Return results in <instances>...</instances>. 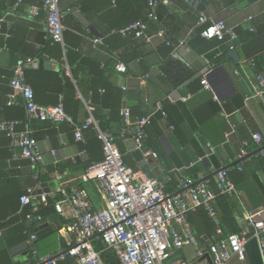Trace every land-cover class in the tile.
I'll use <instances>...</instances> for the list:
<instances>
[{
	"label": "crops",
	"instance_id": "obj_1",
	"mask_svg": "<svg viewBox=\"0 0 264 264\" xmlns=\"http://www.w3.org/2000/svg\"><path fill=\"white\" fill-rule=\"evenodd\" d=\"M16 2L0 0V29L2 25L9 27L12 24L15 32L23 36L21 42L15 39L13 46L31 55L40 51L45 44L46 36L42 30L44 12L39 0ZM59 5L65 25L60 42L63 55L60 59L47 55L35 58L34 61H39L47 56L50 59L48 69L33 67L32 64L29 67L63 70L70 76L65 61L67 51L79 53L98 63L104 79L123 93L121 110L128 107L135 118L151 115V134L158 155L151 158L150 170L146 172L149 177L157 178L164 184L172 174L180 178L181 183L182 177L196 165L200 168L199 173L209 180L214 189L213 173L216 168L225 167L237 190L227 195L237 227L234 233L248 228L247 213H252L258 219L264 218V155L260 151L264 150V144L258 145L251 137L254 132L264 133V101L261 96H252L250 85L254 73L264 75V0H204L200 3L201 9L191 5L188 0H162L157 9V18L148 24L150 39L116 33L120 26L130 20L145 19L146 0H59ZM199 13L211 19H222L236 31L233 49L228 48L227 41L208 39L200 34L205 24L199 23ZM158 29H162L166 39L173 43L184 39L185 44L174 49L156 36ZM0 35L7 37L9 31H1ZM94 37H101L102 42L94 43ZM234 50L236 57L230 53ZM19 53L18 50L12 52L7 47L2 48L0 71L12 70ZM249 58L254 59V64L248 63ZM118 62L125 64L124 72L116 69ZM203 72L207 73L210 90L201 84ZM198 73L200 77L189 80ZM3 77L0 74V79ZM79 78L87 88V80L91 77L81 73ZM0 83V120L9 119L8 105L4 101L11 91L5 92L7 84L5 86L3 81ZM86 94L90 101L91 90L87 88ZM50 95V91L46 90L41 100L46 102ZM78 97L84 100V109L89 112L92 107L80 92ZM19 101L22 103L19 99L13 105ZM164 108L166 111L159 115ZM23 119L25 111L20 120ZM29 124L42 150V159L38 163L22 157L13 158L10 153L11 140L0 132L1 208L10 212L18 193L23 195L28 187L33 188L32 196L39 201L38 209L40 204H47L48 198L57 201L61 189L70 191L76 185L87 193L93 208H102L104 200L96 191L93 181L81 177L83 169L80 160L86 157L82 149L84 135L83 141H79L73 132L65 127L59 129L49 120L31 118ZM52 126H55L56 132ZM131 127L134 128L133 125ZM51 130L52 133L47 132ZM128 137H117L115 144L118 143L117 146L122 148L120 152L130 160L128 165L138 169L128 148V142L132 140ZM245 142L248 156L239 160L237 154ZM15 151L18 152V148ZM65 161L70 162V168H60ZM50 167L55 171L48 175V179L38 181V176L45 174ZM58 175H62V178ZM43 183H47V186L41 188ZM44 188L48 191L37 192V189ZM217 204L218 200L217 211H221L223 202ZM37 209L31 203L20 202L14 214L23 224L22 233L26 235L24 241L10 248V259L16 264H37L43 258L64 250L67 242L75 239L73 233H59L61 226L74 220L70 206L64 205L62 213L54 207V212L46 217L31 214ZM60 221L62 225L58 227ZM3 222L0 221V240L3 238ZM215 231L217 239L226 236L219 227ZM248 231L251 232V229L248 228ZM31 233L36 238L29 241ZM22 243L26 245L25 248L11 251ZM201 245L206 247L205 243ZM247 246L245 259L232 258L229 264H260L257 242L251 239ZM97 251L104 252L106 247ZM100 259L106 264L101 256ZM110 259V263H119L113 257ZM185 259H189L191 264H213L209 253L195 258L194 250L190 247L176 250L169 261ZM62 261L59 260L58 264ZM0 264H6L2 258Z\"/></svg>",
	"mask_w": 264,
	"mask_h": 264
},
{
	"label": "built area",
	"instance_id": "obj_2",
	"mask_svg": "<svg viewBox=\"0 0 264 264\" xmlns=\"http://www.w3.org/2000/svg\"><path fill=\"white\" fill-rule=\"evenodd\" d=\"M20 1L17 0L16 3ZM39 1L40 8L44 12L42 30L45 36L53 42H62L65 25L62 22L63 14L59 0ZM161 2L162 0H147L148 9L145 19H136L119 28L117 32L122 36L133 35L150 39L151 35L147 32L148 24L157 18V9ZM35 13L37 14L38 10ZM199 23L205 24L200 32L203 37L227 41L228 48H234L233 41L237 33L222 19H211L202 13L199 16ZM250 29L252 30L251 27ZM155 34L174 49L185 44L184 39L179 40L178 43L166 39L162 29H158ZM92 41L101 43L102 38L94 37ZM34 60L35 58L29 56L19 57L16 60L9 81L12 90L6 100L7 105H13L20 99L24 107L25 119L0 120V132L10 138L13 158L22 157L32 163H38L42 159V150L34 136L29 119L72 121L61 102L56 105H44L34 100L33 88L26 79V69ZM247 61L249 64H254L253 58ZM115 67L121 72L126 70L122 62H118ZM201 84L205 89H211L207 73L202 75ZM250 85L252 96H264V75L254 73ZM213 97L218 100L215 95ZM121 113L127 128H124L119 136L107 130L102 131L91 116L83 124L75 125V139L83 141L82 131L88 126H93L101 141L102 159L88 165L81 177L93 181L96 191L104 200V206L99 209L93 208L87 193L78 185L73 186L70 191L61 189L60 197L55 201L54 207L62 213L64 205L70 206L74 220L61 226L59 233L62 235L73 233L75 239L68 241L64 250L43 258L37 264H58V261L67 254L74 257L76 264H103L100 253L91 244V238L95 235L103 239L106 249L116 256L119 264H191L189 259L169 261L171 254L183 247L192 248L195 258L207 252L211 255L213 264H229L232 258L245 259L246 246L251 239L257 241L261 264H264V218L258 219L252 213H247V226L251 232L247 228L238 233L221 236L216 241L209 242L206 247L201 245L188 221V213L199 207H204L209 217L217 221L214 206L216 197L237 192L234 182L228 175V169L219 168L215 172L214 189L210 186L209 180L199 173L197 180L186 177L181 181L178 190L166 191L162 181L151 178L141 169L128 165L115 144L117 137L129 136L135 148L142 151L146 161L156 158V151L144 148L146 128L151 124V115L132 120L128 107H123ZM132 125L134 128L129 129ZM251 137L258 145L264 144V133L254 132ZM16 148L18 152L14 150ZM260 151L264 155V150ZM246 157L245 142L237 158L243 160ZM58 177L62 178V175ZM32 192L33 188L28 187L20 196V202L31 203L36 210L39 201L33 198ZM35 238L34 233L29 235V241Z\"/></svg>",
	"mask_w": 264,
	"mask_h": 264
},
{
	"label": "trees",
	"instance_id": "obj_3",
	"mask_svg": "<svg viewBox=\"0 0 264 264\" xmlns=\"http://www.w3.org/2000/svg\"><path fill=\"white\" fill-rule=\"evenodd\" d=\"M134 20L136 19L128 21L124 25L120 26V28ZM5 30L9 31V36L5 37L3 35H0V50L4 47H7V49L11 50L12 52L18 50L20 53L15 57V62L19 57L29 56L32 58H40L44 55H47L55 59H60L63 55L60 43L53 42L50 38L46 37L44 47L40 51L31 55L23 53L22 50L17 49V47L13 46V41L17 39L18 42H21L23 36L18 35L17 32H15V29H13L12 24H9V27L2 25L0 32H3ZM65 61L68 64L70 76L66 75L63 70L50 71L35 69L32 67L26 69V79L33 88L34 100L37 103L44 105H56L57 103L61 102L64 111L71 118L72 122L65 120L49 121H51L52 125L57 126L59 129H61V127H65L67 131L73 132L74 134L75 125L83 124L84 119L87 116H91L97 121L98 127L102 131L107 130L113 133L114 135H119L121 130L127 128L124 123L123 116L120 112L123 98V93L121 89L104 79L102 71L98 69V63L82 57L79 53H71L67 51L65 54ZM81 73L87 74V76L91 77L90 80H87V88L90 89L92 93V98L90 101H88L87 99V88L85 87V85L83 86L82 81L79 78ZM0 74H3L4 76L2 79H0V81H3V84L5 86L7 84V88H4L5 92H10L11 87H9V80L13 75V71H0ZM46 90L50 91L51 95L45 102L41 100V98L43 97V93ZM79 92L81 93L85 101L88 103V105L92 107L89 112L84 109V100L78 97ZM4 102H6V99ZM21 104L22 103L20 102L17 105H6L9 119H22L24 117V110ZM163 110L159 112V115L166 111L165 108ZM133 116L134 113L132 112V120L135 119V117ZM81 117H83V120H81ZM151 124L146 128L147 137L144 141V148L152 149L157 153L155 139L151 134ZM55 126H52L54 132H56V129L54 128ZM130 127L129 129L132 128ZM47 132L52 133V130ZM82 133L84 135L85 140V142L82 144V149L85 150L86 157L80 160V164L84 171L88 165L94 162H98L102 159V148L101 141L97 137L96 129H94L93 126H88L82 131ZM117 148L122 151V148L120 146H117ZM10 153L12 156V149ZM122 156L124 161L127 164H130V160L128 159V157L126 155L124 156L123 154ZM65 167L70 168L69 161H65L63 164H60V168ZM133 168L136 169V167L134 166ZM199 170L200 168L195 165L187 171V174L182 177V180L186 177H190L193 180H197L199 178ZM54 171L55 169L53 167H50L45 174H40L38 176V181L48 179V175L52 174ZM180 180V178L177 179V177L172 174L169 175L167 181L164 182L165 190L168 192H173L174 190H177ZM21 194L22 193L19 192L16 196L14 200V206L10 212H5L0 206V221H4L2 224L3 238H1L0 240V258H2L6 264H16L10 259V248L15 244L24 241L26 238V235L22 233V230L24 228L23 224H20L18 222V216L14 215L20 205L19 198ZM227 195L228 194H221L216 197V200H218L217 206L222 202L224 204L221 207V211H217L215 200L214 206L216 208V222L209 217V214L204 207H199L194 211L188 213V221L191 225L192 231L194 232L195 236L199 238L201 243H205L207 245L209 242L216 241V227H219L225 235L237 232L232 205L228 201ZM2 198L3 197L0 196V200ZM54 201V198H48L47 204H40L36 212L33 213L32 211H30L32 212L31 214H40L41 216L46 217L48 214L54 212ZM61 225L62 221L59 222L58 227ZM91 243L92 245H94L93 247L95 250H99L100 248L105 247V243L103 242L100 236L93 237ZM100 256L102 257V260L104 259L106 264H113L110 263V257H113L115 261H117L115 255L107 249L106 251L101 252ZM59 264L76 263L74 257L67 254L63 258V261Z\"/></svg>",
	"mask_w": 264,
	"mask_h": 264
},
{
	"label": "water",
	"instance_id": "obj_4",
	"mask_svg": "<svg viewBox=\"0 0 264 264\" xmlns=\"http://www.w3.org/2000/svg\"><path fill=\"white\" fill-rule=\"evenodd\" d=\"M203 1L204 0H188V2L191 5H196L199 9H201V7H199V6H200V3L203 2ZM199 15H201V13H199ZM230 53H232L233 57H236L235 50L234 51H231ZM32 66L33 67H36V66L45 67L46 69H48L50 67V59L47 56H45L42 59H39V61H34L32 63ZM198 77H200V73L192 76L189 80H193V79L198 78ZM261 99L264 101V96H261ZM128 148L130 149V153H131L134 161L136 162L138 168L141 169L143 172H148L150 170L151 159H148V161L145 160V158H144V156L142 154V151L140 149L135 148L133 140H129V142H128ZM219 168H225V167H218V168H216V170L214 171L213 175L215 174V172ZM161 179H164V177L161 176ZM46 186H47V183H43L42 186H41V188L46 187ZM47 191H48L47 188L37 189V192L38 193L47 192ZM95 236H97V235H95ZM253 241L254 242H257L255 239H253ZM25 246L26 245L24 243H22V245L20 247H13V249H11V251L13 252L14 250H16L18 248H22V247L25 248ZM246 248H248V246H246ZM260 258H261V256H260Z\"/></svg>",
	"mask_w": 264,
	"mask_h": 264
}]
</instances>
